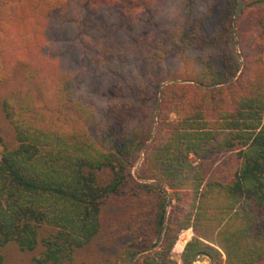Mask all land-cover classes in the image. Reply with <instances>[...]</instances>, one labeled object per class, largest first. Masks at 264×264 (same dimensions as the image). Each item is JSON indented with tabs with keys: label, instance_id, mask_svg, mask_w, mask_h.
Masks as SVG:
<instances>
[{
	"label": "trees",
	"instance_id": "trees-1",
	"mask_svg": "<svg viewBox=\"0 0 264 264\" xmlns=\"http://www.w3.org/2000/svg\"><path fill=\"white\" fill-rule=\"evenodd\" d=\"M236 6L0 0V82L21 67L29 83L2 101L16 145L0 151V264L44 227L32 264H85L94 239L125 242L95 264H129L165 215L133 264H176L188 228L185 264H264V0H243L235 77Z\"/></svg>",
	"mask_w": 264,
	"mask_h": 264
},
{
	"label": "rangeland",
	"instance_id": "rangeland-1",
	"mask_svg": "<svg viewBox=\"0 0 264 264\" xmlns=\"http://www.w3.org/2000/svg\"><path fill=\"white\" fill-rule=\"evenodd\" d=\"M244 20H247V19H245L244 17ZM232 25H233V29L235 30L234 38H235L236 53L237 55L238 54L241 55V58L243 61V56L241 54V47L239 45V39L237 36V31H236V21L234 25L233 18H232ZM243 64L241 67L239 65V68H238V71L235 77L241 71ZM169 80H172V79L165 80L162 83L167 82ZM168 84L164 85V87L167 86ZM28 87H29V83L25 80L21 67H18L12 72V75L8 81L0 82V137L2 138V142L0 143V151H2L5 148H12L16 145L14 130L5 116V113L2 108V101L4 98L9 96L10 94L17 92L18 90L22 88H28ZM163 88H162V91H163ZM220 158H221V155H215L212 158L207 159V162L212 163L214 167L220 161ZM193 159H194V163L199 162L198 159L196 158H193ZM139 166H140V161L133 168V175L138 180H139V177H138L137 171H138ZM48 232L49 230L45 227L40 229L39 242L36 248L32 251H21L18 249V247L14 243H8L4 245L3 247H1V253L3 254V257H4L3 264H32L33 258L38 256L43 249L40 243V239L43 236H45ZM192 237H193V232L191 228L182 230L179 233L177 240L171 251V259L174 260L176 264H185L182 261L181 255L184 250L185 244ZM184 238H185V241H182V239ZM178 241H180L179 245L175 246ZM124 244L125 242L123 241H119L115 244H106V243H103L100 239H97V240L94 239L92 242H90L83 248L77 249L74 253V259L77 263H85V264H95L97 262L100 263V262H105V261L114 262L116 261V258L119 255L121 248L124 246ZM193 264H210V260L209 258H205L204 261H197V262H194Z\"/></svg>",
	"mask_w": 264,
	"mask_h": 264
},
{
	"label": "water",
	"instance_id": "water-1",
	"mask_svg": "<svg viewBox=\"0 0 264 264\" xmlns=\"http://www.w3.org/2000/svg\"><path fill=\"white\" fill-rule=\"evenodd\" d=\"M242 8H243V0H237V6H236V9L234 11V14H233V24L235 25V21H236V18L240 15L241 11H242ZM237 44V42H236ZM238 58H239V65L240 67L242 66L243 64V61H242V58H241V55L238 54ZM233 79H231L230 81H232ZM177 80L175 79H172V80H169L167 82H164V83H161L159 85V94H158V100H157V104H156V110H155V116H157L158 112H159V107H160V102H161V92H162V88L164 87V85L168 84V83H172V82H176ZM146 147V145H145ZM155 182L156 184H158L159 188L162 190V192L167 196V204L168 206H170L171 204V196L169 194V192L167 191V189L164 187L163 184H161L160 182L158 181H153ZM166 216H164V221H163V226L161 228V231H160V236L155 244V246L161 241V238H162V235H163V232H164V229H165V222H166ZM155 246L153 247H150L148 248L147 250L145 251H149L151 249H153ZM145 251H142V252H138V253H135L133 255V257L131 258L129 264H133L135 259L143 252ZM205 258H209L210 260V264H213V260L209 257V255L205 252H199L197 254H195L190 260L189 262H187L186 264H193L194 262H197V261H204Z\"/></svg>",
	"mask_w": 264,
	"mask_h": 264
}]
</instances>
